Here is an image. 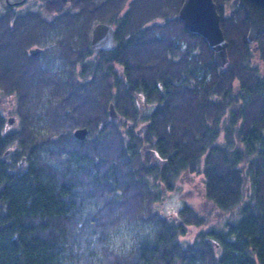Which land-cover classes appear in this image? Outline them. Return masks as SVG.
I'll return each instance as SVG.
<instances>
[{
	"label": "trees",
	"instance_id": "trees-1",
	"mask_svg": "<svg viewBox=\"0 0 264 264\" xmlns=\"http://www.w3.org/2000/svg\"><path fill=\"white\" fill-rule=\"evenodd\" d=\"M182 2L70 0L63 19L33 17L31 37L115 25V48L82 59L81 81L43 80L23 60L24 39L0 27V89L19 120L11 129L0 111V264H264V78L254 62L264 61V33L250 42L237 0H215L222 69L178 18ZM235 86L243 103L232 107L223 100ZM82 126L83 140L73 135ZM184 171L201 172L218 213L187 242L188 225L207 220L187 204L174 219L154 208Z\"/></svg>",
	"mask_w": 264,
	"mask_h": 264
},
{
	"label": "flooded vegetation",
	"instance_id": "flooded-vegetation-1",
	"mask_svg": "<svg viewBox=\"0 0 264 264\" xmlns=\"http://www.w3.org/2000/svg\"><path fill=\"white\" fill-rule=\"evenodd\" d=\"M65 1L66 4L64 5L65 7L63 10H52L53 12L50 13L48 8L49 4L54 3L53 6L58 7L60 5L58 4V0H0L1 29L3 28L8 31L13 36L14 41H18L21 37L25 41L24 44L28 43L25 50L28 55V58L26 57V61L32 64L31 66L34 67V70L38 74H42L43 80H61L65 76L70 77V73H72V71L69 70H73L74 72L72 80H83L84 75L82 74L81 60L89 59L93 62L96 60V54L99 53L93 51L90 44L93 27L91 29L84 28L83 32L73 34L71 29H67L63 26H45L42 27L41 30H38L39 35L36 34L33 37L30 36L29 32L31 29L29 26L34 19L33 17L48 18L49 15H55L57 18L63 19L66 14L71 13L72 7H70V0ZM65 8H67V10H65ZM97 22H95L94 25ZM41 40H43L45 44L40 43ZM30 42H32V44H30ZM31 47H40L42 50L37 54L32 55L29 53V49ZM83 53H85V55L81 58ZM23 60L25 61V58ZM254 62L256 64L258 63L256 59H254ZM70 67H72V69H70ZM260 75L264 78V71H261ZM233 96L236 98L223 100V103H226L228 106L235 103H243V99L239 94L237 86H235ZM141 110H143V108ZM3 111L4 110H2V112ZM183 173L188 175H192L193 173L199 174L197 171H184ZM201 182L204 184V177H202ZM182 207L183 205L180 208ZM189 207L192 206L189 205ZM192 208L201 215L204 213L203 210L201 212L197 207ZM177 215L178 212L174 214V217L170 215L164 217L167 219H174L177 218ZM205 219L207 218L205 217ZM188 227L192 229L195 225H188Z\"/></svg>",
	"mask_w": 264,
	"mask_h": 264
},
{
	"label": "water",
	"instance_id": "water-1",
	"mask_svg": "<svg viewBox=\"0 0 264 264\" xmlns=\"http://www.w3.org/2000/svg\"><path fill=\"white\" fill-rule=\"evenodd\" d=\"M237 1L238 6L243 8L249 21L247 38L249 41H253L257 34L264 33V0ZM178 18L183 21L188 31L197 33L206 39L209 48L213 51L215 62L224 68L229 61L228 41L221 28L216 2L214 0H183L178 11ZM90 44L95 52L113 49L115 47V26L105 21L97 22L92 28ZM41 50L40 47H31L29 53L34 55ZM140 108L142 109V105ZM107 112L113 121L120 119V114L112 101L108 104ZM15 121L14 115L7 117L8 125L14 124ZM145 128L146 125H142L137 129V132L141 133ZM87 134L88 128L86 126L77 127L73 131V135L81 140L85 139ZM9 151L7 150L4 154L6 155ZM151 156L152 160L161 162L155 151H151ZM24 161L25 157L20 160L19 164L22 165ZM163 192L165 193V188H163Z\"/></svg>",
	"mask_w": 264,
	"mask_h": 264
},
{
	"label": "rangeland",
	"instance_id": "rangeland-1",
	"mask_svg": "<svg viewBox=\"0 0 264 264\" xmlns=\"http://www.w3.org/2000/svg\"><path fill=\"white\" fill-rule=\"evenodd\" d=\"M229 6H230V4H229ZM217 10H218V5H217ZM230 10H231V6H230V9L229 8L226 9V14L230 13ZM53 11H57V10L54 9ZM53 11H49V12L51 13ZM37 35H39V34L37 33ZM40 43L45 44V42L43 40H41ZM30 44H32V42H30ZM24 56H26V55L24 54ZM257 61L259 64L260 71H264V62L261 61L259 59V57L257 58ZM26 62L28 64L30 63L28 61H26ZM70 69H72V67H70ZM30 71H31V68H30ZM69 71H72V73H70V77L72 79L74 72H73V70H69ZM63 80H64V78H62L60 81L63 83ZM74 81H76V79H74ZM12 97H14V96H12L10 94L7 95L6 93H3L0 89V111L2 112V110H4L3 114H4L6 119L10 115H15V117H16L15 123L10 126L11 129L17 127L18 126L17 124L19 121L18 120V114L16 111L17 110L16 102L14 101V99ZM141 105L142 104H140V106ZM235 105L236 104H231L232 107H234ZM152 107H153V105L152 106L148 105L146 107H144L142 105L143 112H145V113L151 112V110L153 109ZM139 125H141V124L138 123L137 127ZM74 129H73V131H74ZM136 129H138V128H136ZM151 161H155V160H151ZM198 173L199 174L193 173L192 175H188V174H184V173L180 174L175 181V187L173 189H166L164 187L165 193H163V199L156 201L154 204L155 210H159V212L163 216L170 215V216L174 217V214L176 212H178L180 207L184 204H188V205L195 207V208L197 207L201 212H202V210L204 211V213H202V216L204 218L205 217L207 218L206 219L208 222L207 225L204 224V226H195L192 229H190L188 227L187 228L188 230L186 231V233L180 237V239L183 242L194 240L200 229L208 228L211 223H213L214 221L217 220L216 218L218 217V213L216 211H214L212 201H210L205 194L204 185L201 182V179L203 176L201 175L200 171ZM161 198H162V195H161ZM203 214H205V215H203ZM128 231H130V230H128ZM120 236H122V235H120ZM117 239L120 242V243L118 242V244L121 245L122 243H125V237L123 238V237L118 236Z\"/></svg>",
	"mask_w": 264,
	"mask_h": 264
}]
</instances>
